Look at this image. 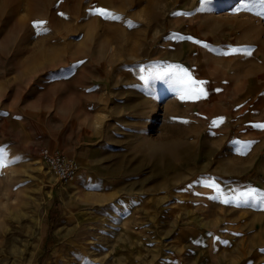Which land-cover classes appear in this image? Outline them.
Wrapping results in <instances>:
<instances>
[{"label":"rangeland","instance_id":"1","mask_svg":"<svg viewBox=\"0 0 264 264\" xmlns=\"http://www.w3.org/2000/svg\"><path fill=\"white\" fill-rule=\"evenodd\" d=\"M240 3L213 0L192 26L181 19L196 21L200 0H0V264H264V205L221 202L264 191V16L256 43L232 44L235 23L259 10L235 14ZM190 26L204 38L192 48ZM227 47L252 54L226 62ZM169 69L203 79L204 91H238L253 125L201 107L187 128L184 93L152 79ZM38 145L67 156L86 147L79 173H98L86 178L101 187L83 199L89 224L64 257L50 256L41 235L73 181L55 179Z\"/></svg>","mask_w":264,"mask_h":264},{"label":"crops","instance_id":"2","mask_svg":"<svg viewBox=\"0 0 264 264\" xmlns=\"http://www.w3.org/2000/svg\"><path fill=\"white\" fill-rule=\"evenodd\" d=\"M233 50L232 47H227L224 52H229ZM228 55H221L220 58H224L226 61ZM224 61V62H225ZM227 62V61H226ZM232 81L237 80L239 78L238 74L236 76H231ZM211 86L212 82L208 81ZM219 86V84H217ZM215 87V85L213 86ZM221 87V86H219ZM217 87V88H219ZM214 91H204V95L201 98H189L187 96H184L181 100L178 102L181 103L179 107L181 108L182 113L187 114V121L189 124L192 122L194 125H188L187 128H193L195 126V119L193 118V115L197 113V109L204 107L205 112L207 114L212 112H219L221 115L227 114L226 119L228 118V121H240L242 120L245 124L251 127L253 125L250 120V118H247L245 115H241V109L246 105V102L244 101L243 96L238 93V91L234 92L231 91L230 93H213ZM252 97V96H251ZM249 98V103L251 102L252 98ZM178 103V104H179ZM217 110V111H213ZM198 112V117H199ZM205 113V114H206ZM206 115L205 118H208ZM238 118V119H236ZM202 119V118H200ZM236 124V123H235ZM192 126V127H190ZM70 153V152H69ZM73 155H68L70 157L75 158L77 161H79L80 166H84L88 163L89 158L91 157L90 152L87 151L86 147H81L79 150H74ZM98 173L96 172L92 174H85L83 171L75 177L73 182L69 184L67 187L60 190L61 197H66L67 202L62 203L60 205L61 211L58 212V210L52 209L51 215H47L44 218V228L43 233L41 235L42 240V246L44 245L47 249L51 251L50 256L54 257H64L67 256L73 249V243L76 240H79V236H77V229L78 225L79 227L81 224H89L86 223V217L82 214L83 212V199L91 198L93 193H98V190H95L97 188L101 189L100 186H96L95 184H89L86 180L87 177H97ZM90 181V180H89ZM101 192V191H99ZM60 199V198H59ZM64 199V198H63ZM59 218V220H57ZM83 218V222L79 219ZM54 219V220H53ZM174 220V217L171 218ZM189 230V229H188ZM187 230V232H189ZM190 237H194V234H190ZM188 235V236H189ZM184 237V236H182ZM190 239V238H189ZM72 244V245H71Z\"/></svg>","mask_w":264,"mask_h":264},{"label":"snow or ice","instance_id":"3","mask_svg":"<svg viewBox=\"0 0 264 264\" xmlns=\"http://www.w3.org/2000/svg\"><path fill=\"white\" fill-rule=\"evenodd\" d=\"M201 3V11H211L210 5L213 4V0H200ZM254 8H258L259 10L255 13L258 16H264V0H241L240 6L235 8L233 11L235 14H238L241 11L252 12ZM98 14L104 16L105 18L118 19V17L114 16L111 13L106 12V10L100 9L97 10ZM46 22L37 21L33 23V27L42 29L43 25ZM237 53H242L244 55L250 56L252 53L247 49H233L229 52L221 53L222 55H236ZM167 77L169 83L178 87L183 93L184 96L189 98H201L204 95V90L202 84L204 82H197L192 78V76L184 69H169L163 73L155 74L152 79L162 80ZM142 80L147 84L148 78L141 77ZM182 96L181 98H184ZM259 127L264 128V125H260ZM253 142H245L244 148L250 149V145ZM240 155H246L247 152L241 150L239 152ZM5 159L3 150H0V163ZM205 187L214 188L218 191V186L215 185L214 182L210 184H206ZM250 201H259L260 204L264 205V191L256 190V189H248L246 191H241L236 193L231 197V199H224L221 202L228 204L232 203L235 206H240L241 204H248Z\"/></svg>","mask_w":264,"mask_h":264},{"label":"bare ground","instance_id":"4","mask_svg":"<svg viewBox=\"0 0 264 264\" xmlns=\"http://www.w3.org/2000/svg\"><path fill=\"white\" fill-rule=\"evenodd\" d=\"M205 13H206V11H202V12H200V14L196 15V17H195L197 19L196 21H194V19H192V18H189L187 20H185L184 18H182L181 20H182V22H186L189 25L194 26V23H199V22L202 23V21L204 19L206 20L207 15H205ZM252 16L254 18L251 17V16H247L248 18L247 19H244V21H241V20L239 21L238 20L235 23V26H233L234 31L232 32V36L230 38V42L232 44L238 46V44H241L242 43L241 41H244V42L249 43V44H252V43H256L257 42V40L260 37L261 31H263V27H261L258 23H257L258 24V27H256L253 23L256 22V21H258L259 18L255 17L256 16L255 13H253ZM192 26H190L189 29H188V33H189V36H190V38H189V46H191V48H192V46L194 47V46L198 45L199 43L200 44L203 43V40H204V38H202V35L198 32L199 30L197 31V30L191 28ZM226 26L227 25H226L225 22H221V23H218L216 25V29L217 30H225V27ZM237 29L238 30L240 29V31H241V33H240L241 34V37L242 38H245V39L238 40V39H240V36H236L237 35V31H238ZM181 34L179 35V38H183V37H181ZM206 37L207 38H205V41H212V37L213 36L206 35ZM178 41H181L183 43V40H178ZM183 45H186V44H183ZM205 65H206V62H205V64H202L201 68L193 69L192 73H193L194 76H197V79L200 78L199 75L205 74V72H206ZM199 82H203V79L201 81H199ZM202 87H203V89L205 88L204 84H202ZM208 87L209 86H207V88Z\"/></svg>","mask_w":264,"mask_h":264},{"label":"built area","instance_id":"5","mask_svg":"<svg viewBox=\"0 0 264 264\" xmlns=\"http://www.w3.org/2000/svg\"><path fill=\"white\" fill-rule=\"evenodd\" d=\"M35 151L38 159L62 185L72 182L81 169L79 162L75 158L67 156L60 151L44 145H38Z\"/></svg>","mask_w":264,"mask_h":264}]
</instances>
